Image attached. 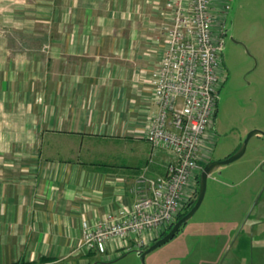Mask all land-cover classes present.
<instances>
[{
	"label": "crops",
	"instance_id": "crops-1",
	"mask_svg": "<svg viewBox=\"0 0 264 264\" xmlns=\"http://www.w3.org/2000/svg\"><path fill=\"white\" fill-rule=\"evenodd\" d=\"M162 3L0 0V264L104 262L77 251L83 223L141 198L144 172L165 173L173 157L145 138L159 109L149 80L166 49ZM245 185L229 186L242 196L232 216L210 206L153 264H264V199L252 210L262 184ZM127 245L112 242L110 260Z\"/></svg>",
	"mask_w": 264,
	"mask_h": 264
},
{
	"label": "built area",
	"instance_id": "built-area-1",
	"mask_svg": "<svg viewBox=\"0 0 264 264\" xmlns=\"http://www.w3.org/2000/svg\"><path fill=\"white\" fill-rule=\"evenodd\" d=\"M230 1L163 0L159 15L166 20L161 26L166 49L149 80L159 109L149 117L145 138L154 151L163 150L173 160L163 175L139 176L143 195L131 206L84 222L78 252L104 254L120 240L132 241L128 250L140 253L196 198L193 183L203 170L199 164L211 156L215 141Z\"/></svg>",
	"mask_w": 264,
	"mask_h": 264
},
{
	"label": "rangeland",
	"instance_id": "rangeland-1",
	"mask_svg": "<svg viewBox=\"0 0 264 264\" xmlns=\"http://www.w3.org/2000/svg\"><path fill=\"white\" fill-rule=\"evenodd\" d=\"M229 4L224 50L227 79L220 91L212 154L209 158L202 159L199 164L201 167L207 165L212 159L224 158L233 154L251 131L261 130L264 132V0H232ZM218 27V25L215 26L216 35L219 33ZM232 37L242 40L244 46L240 47L234 44ZM241 181L247 182L245 186L250 183L261 185L264 181V137L262 136H254L249 141L246 153L240 160L212 174L208 179L204 201L186 226L206 220L210 213V206L214 205L222 209L229 206L230 209L225 214L226 217L232 216L230 212H233L232 208L238 205L236 201L240 198L231 196L229 186ZM195 184V187L198 188V179ZM263 199L264 197L260 200ZM256 201L257 198L253 200V203L255 204ZM247 216L248 214H246ZM186 226L184 227L187 228ZM185 228L171 241L149 254L146 257V264H153L154 260L165 256L164 252L175 246L174 241ZM194 237L196 235H193L192 238ZM243 237V235L239 236V238ZM152 242L151 239L146 245H150ZM210 242L209 239L205 242L203 239L200 245L207 249L209 246H213L208 244ZM129 243L124 253L112 254L118 258L110 260V254L104 253V262L92 259V264H142L135 248L132 247L133 249L128 251L134 244L132 241ZM191 246H194V242H191ZM254 246H264V234L254 241ZM244 247L246 248L248 245ZM247 250H244V254ZM244 254L237 255V260Z\"/></svg>",
	"mask_w": 264,
	"mask_h": 264
},
{
	"label": "water",
	"instance_id": "water-1",
	"mask_svg": "<svg viewBox=\"0 0 264 264\" xmlns=\"http://www.w3.org/2000/svg\"><path fill=\"white\" fill-rule=\"evenodd\" d=\"M254 136H262L264 137V132H262L261 130H253L251 131L245 138L243 144L241 145V147L228 159L226 160H222V161H213L208 163L204 169L202 170L201 174H200V187H199V193L197 195V201L194 204V206L192 207V209L183 217L181 218L179 221H177L173 226L172 229L168 232V234H166L165 236H163L162 238H160L159 240H157L153 245H147L143 248V250L140 251L139 256L141 259L142 264H146V257L153 253L154 251H156L158 248L162 247L163 245H165L166 243H168L169 241H171L173 238H175V236L180 232V230L186 226L188 224V222L193 218V216L196 214V212L199 210V208L201 207L206 192H207V184H208V179L212 176L213 173H215L216 171L222 169L225 166H228L238 160H240L246 153L247 150V146L249 141L254 137ZM264 193V187L259 195V198L261 197V195ZM258 203V200L255 202L254 206L255 207ZM249 217V216H248ZM261 226L260 223L254 224L252 226L249 227V234H251L254 230V227L259 228ZM246 221L240 226L239 230H238V234L237 237H239L242 234H245L246 232ZM248 233V231H247Z\"/></svg>",
	"mask_w": 264,
	"mask_h": 264
},
{
	"label": "flooded vegetation",
	"instance_id": "flooded-vegetation-1",
	"mask_svg": "<svg viewBox=\"0 0 264 264\" xmlns=\"http://www.w3.org/2000/svg\"><path fill=\"white\" fill-rule=\"evenodd\" d=\"M226 37H227V31H226V34H225V42H226ZM231 39H232L233 43L236 44L237 46H240V47L244 46V43L242 42V40L237 39V38H233V37H232ZM224 69H225V62H224ZM225 74H226V77H225V80H226V79H227V73L225 72ZM225 80H224V82H225ZM223 85H224V84H223ZM242 144H243V143H242ZM242 144H241V145H242ZM240 147H241V146H239L238 149H239ZM238 149H237V150H238ZM237 150H236V151H237ZM236 151H235V152H236ZM235 152H234V153H235ZM234 153H233V154H234ZM233 154L227 155V156H225L224 158L212 159L210 162L226 160V159H228L229 157H231ZM210 162H209V163H210ZM205 166H206V165H205ZM205 166H204V167H205ZM204 167H203V169H204ZM262 169H263V168H262ZM263 187H264V182L262 183L261 187L259 188V190L257 191V193H256V195H255V197H254V200H255V198H257V200H259L258 203H257V205L260 203V201H261L260 199L264 197V193H263V194L261 195V197L259 198V195H260V193H261ZM240 194H241V192H240V191H237V193H236L234 196H232V197H236V196H238V198H240V199H237V201H236V202H238V203L242 202V197H240V196H241ZM197 195H198V193H197V191H196V198H195L193 201H195V200L197 201ZM257 195H258V196H257ZM193 201H192V202H193ZM257 205H256V206H257ZM253 206H254V203H253ZM256 206H255V207H256ZM255 207H252V210H253ZM228 208H230V207L228 206ZM231 208H232V207H231ZM248 216H250V213L248 214ZM262 223H264V222H262ZM259 228H260V227H259ZM263 231H264V230H263ZM257 233H259V231H257Z\"/></svg>",
	"mask_w": 264,
	"mask_h": 264
},
{
	"label": "trees",
	"instance_id": "trees-1",
	"mask_svg": "<svg viewBox=\"0 0 264 264\" xmlns=\"http://www.w3.org/2000/svg\"><path fill=\"white\" fill-rule=\"evenodd\" d=\"M198 179V190H197V193H199V187H200V175L197 177ZM196 203V200L193 201V202H189L187 205H185L183 211L179 214V216L177 217V221H179L181 218H183L191 209L192 207L194 206V204ZM172 229V226L171 227H168L161 235L159 238L153 240L152 244L150 245H153L157 240H159L160 238H162L163 236H165L166 234H168V232ZM183 229V228H182ZM181 229V230H182ZM180 230V231H181ZM177 236V235H176Z\"/></svg>",
	"mask_w": 264,
	"mask_h": 264
}]
</instances>
